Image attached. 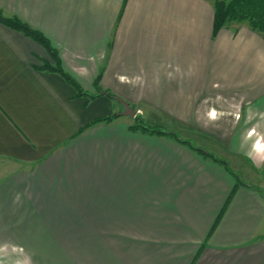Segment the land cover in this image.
Wrapping results in <instances>:
<instances>
[{
	"label": "crops",
	"instance_id": "0c3cea01",
	"mask_svg": "<svg viewBox=\"0 0 264 264\" xmlns=\"http://www.w3.org/2000/svg\"><path fill=\"white\" fill-rule=\"evenodd\" d=\"M0 11L86 92L0 21V264H264V34L212 36V0Z\"/></svg>",
	"mask_w": 264,
	"mask_h": 264
},
{
	"label": "trees",
	"instance_id": "16d2710c",
	"mask_svg": "<svg viewBox=\"0 0 264 264\" xmlns=\"http://www.w3.org/2000/svg\"><path fill=\"white\" fill-rule=\"evenodd\" d=\"M213 6V23H212V36H215L218 30L224 26H227L229 23L233 21L237 22H246L248 26L261 32L264 34V0H212ZM0 21L5 23L6 25L21 30L26 35H30L35 38L38 42L44 45L48 51L56 58L55 66H49L47 64L41 65V67H48L52 70H56L63 74L68 81L73 83L77 88H79V94H86V92H81L80 86L66 73L63 72L60 67L59 60L57 58L56 52L50 46L48 39L42 35L38 30L30 27L28 24L21 21L19 18L13 17H5L2 15L0 11ZM96 88L98 89L94 94H87L89 97H95L100 94H106L110 97L114 95L110 93L108 90H100L96 81ZM117 116L116 113L106 116H99L92 119L89 123L93 124L99 121H111ZM131 130H138L143 133L148 134H165L170 135L178 140H181L177 137V134L173 131L166 130L160 125H150L146 123L141 116L138 114L133 118V122L129 125ZM187 142L186 140H181ZM199 152L204 154L205 156L212 157L216 161H221L218 158L214 157L212 154L207 153L206 151L196 148ZM221 213V212H220ZM220 214L218 215L219 218ZM217 218V219H218ZM216 219V221H217ZM215 221V222H216Z\"/></svg>",
	"mask_w": 264,
	"mask_h": 264
},
{
	"label": "water",
	"instance_id": "95a60500",
	"mask_svg": "<svg viewBox=\"0 0 264 264\" xmlns=\"http://www.w3.org/2000/svg\"><path fill=\"white\" fill-rule=\"evenodd\" d=\"M124 112L133 116L135 114V109L130 108L128 104L124 103Z\"/></svg>",
	"mask_w": 264,
	"mask_h": 264
},
{
	"label": "rangeland",
	"instance_id": "374dc122",
	"mask_svg": "<svg viewBox=\"0 0 264 264\" xmlns=\"http://www.w3.org/2000/svg\"><path fill=\"white\" fill-rule=\"evenodd\" d=\"M130 107V106H129ZM130 108H132V107H130ZM134 109V108H133ZM126 115H130V114H128V113H125ZM131 116V115H130ZM131 117H133V116H131ZM133 122V118H131V121H130V123H132ZM150 125H152V124H150ZM154 125H156V124H154ZM262 191H263V189H262Z\"/></svg>",
	"mask_w": 264,
	"mask_h": 264
}]
</instances>
